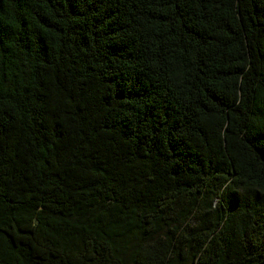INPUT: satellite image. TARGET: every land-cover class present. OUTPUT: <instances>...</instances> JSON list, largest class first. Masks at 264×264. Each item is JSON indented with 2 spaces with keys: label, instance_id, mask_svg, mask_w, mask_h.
Returning <instances> with one entry per match:
<instances>
[{
  "label": "trees",
  "instance_id": "16d2710c",
  "mask_svg": "<svg viewBox=\"0 0 264 264\" xmlns=\"http://www.w3.org/2000/svg\"><path fill=\"white\" fill-rule=\"evenodd\" d=\"M0 264H264V0H0Z\"/></svg>",
  "mask_w": 264,
  "mask_h": 264
}]
</instances>
